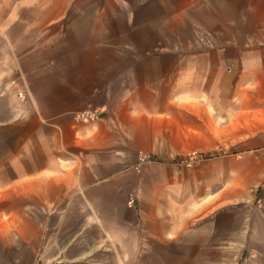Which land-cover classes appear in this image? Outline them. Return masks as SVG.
Wrapping results in <instances>:
<instances>
[{"label":"crops","instance_id":"obj_1","mask_svg":"<svg viewBox=\"0 0 264 264\" xmlns=\"http://www.w3.org/2000/svg\"><path fill=\"white\" fill-rule=\"evenodd\" d=\"M33 2L0 0V142L19 141L32 121V174L88 185L108 207L110 236L123 204L113 252L148 255L146 264H264V0H222L215 52L188 54L102 47L65 20L84 8ZM90 108L98 121L75 119ZM192 152L209 158L175 164ZM143 155L156 162L136 170ZM4 212L0 264H32V236Z\"/></svg>","mask_w":264,"mask_h":264},{"label":"rangeland","instance_id":"obj_2","mask_svg":"<svg viewBox=\"0 0 264 264\" xmlns=\"http://www.w3.org/2000/svg\"><path fill=\"white\" fill-rule=\"evenodd\" d=\"M45 1L34 0L32 5L43 6ZM68 5L74 11L82 7L85 13L70 10L65 20L82 22L80 28L98 35L95 40L102 47L117 41L149 54L215 52L211 40L221 37L222 0H68ZM21 129L19 141L0 142V156L9 155L8 164L0 166V209L5 210L1 220L7 226L19 225L23 234L32 236V264H146L148 255L113 252L124 241L119 227L124 226L126 207H115L116 229L110 236L108 207L93 204L88 185L46 184L44 175L32 174V121ZM199 155L209 158L192 152L180 159ZM13 208L27 212L5 216ZM248 258L229 255L228 264Z\"/></svg>","mask_w":264,"mask_h":264},{"label":"built area","instance_id":"obj_3","mask_svg":"<svg viewBox=\"0 0 264 264\" xmlns=\"http://www.w3.org/2000/svg\"><path fill=\"white\" fill-rule=\"evenodd\" d=\"M101 111L99 109H85L75 113V119L85 123L96 122L101 118ZM206 158L204 155H199V157H185L182 159H176L175 164L185 167H192L195 163L203 161ZM147 162H154V159L151 155H143L139 161V164L134 168L139 170L141 165Z\"/></svg>","mask_w":264,"mask_h":264}]
</instances>
